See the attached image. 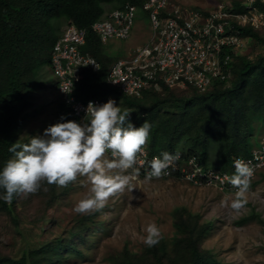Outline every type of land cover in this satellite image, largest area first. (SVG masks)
Returning <instances> with one entry per match:
<instances>
[{
	"label": "trees",
	"instance_id": "obj_1",
	"mask_svg": "<svg viewBox=\"0 0 264 264\" xmlns=\"http://www.w3.org/2000/svg\"><path fill=\"white\" fill-rule=\"evenodd\" d=\"M126 1L137 5L143 2L0 0V170L13 156V153L8 151L12 144L26 143L24 138L19 137V132L31 105L28 94L38 83L43 82L40 74L43 67L49 65L51 48L59 31L55 21L60 18L85 29L86 41L81 50L100 62L98 72L82 70L79 80L75 83L73 95L81 100L99 97L107 102L113 99L122 111L130 112L128 119L136 127L147 120L152 126L146 143L150 154L179 151L182 159L195 156L201 164L208 166L209 148L215 142L221 147L222 168L229 171L234 155L250 154L251 146L248 140L252 131V117L244 112L240 105L218 113L216 102L218 97L221 98V91L230 90L223 85L230 84L232 87L235 85L237 74L249 71L252 60L247 55L235 57L231 77L227 80H214L209 86L214 88L212 91H208V88L204 92H198L192 87H187L190 88L191 94L184 97H176L173 90L167 87H163L160 92L146 90L140 97H136L122 94L107 84V71L114 57L104 52V46L91 29V24L104 13L106 4L111 8L120 7ZM231 2L236 10L240 9V1ZM259 6L264 12V3ZM244 31L260 39L257 30ZM205 107H208V110H205ZM62 117L63 121L78 122L63 102L59 105L56 115L60 122H63ZM72 187L73 182L67 187L42 182L40 190L34 194L14 195L11 203L0 199V215H4L12 227L14 226L22 241L16 255L0 251V264H57L72 254H81L79 245L85 243L86 232L97 212L76 213L70 227L63 230V235L54 234L36 242L34 230L19 228L21 220L16 210L17 203L25 205L37 198L42 207L36 211L35 225L41 219L45 207L61 203L62 197L65 201ZM3 194L4 189L0 188V196ZM258 221L263 222L262 218H258ZM173 224L177 235L170 248L163 239L153 247L144 244L139 253L133 254L123 248L111 264H222L200 244L202 236L209 230L210 223L200 224L197 213L181 206L173 214ZM39 228L43 229L42 226Z\"/></svg>",
	"mask_w": 264,
	"mask_h": 264
},
{
	"label": "rangeland",
	"instance_id": "obj_2",
	"mask_svg": "<svg viewBox=\"0 0 264 264\" xmlns=\"http://www.w3.org/2000/svg\"><path fill=\"white\" fill-rule=\"evenodd\" d=\"M218 1L172 0L182 6L204 8H211ZM57 24L61 32L66 21L59 19ZM149 33L148 20L144 12L138 10L131 36L110 41L103 47L104 52L112 58L125 56L134 46L146 41ZM257 35L261 40L252 37L248 53L252 60L249 71L237 74L232 87L230 84L223 85L230 90L221 91V98L216 99L218 113L240 105L252 117V131L248 140L252 148L264 135V27L257 30ZM40 79L43 82L38 83L28 94L31 105L19 132V137L24 138L26 143L32 136H43L47 127L60 122L56 115L61 102L48 66L43 67ZM169 89L173 90L176 97L191 94L187 87ZM213 89L210 87L208 91ZM105 158L111 160L106 154ZM220 160L221 147L213 142L209 148L208 165L221 169ZM125 174L130 176L129 187L111 196L105 207L96 211L90 229L86 232V241L79 245L81 254H72L57 264H111L123 248L133 254L139 253L144 246L143 229L149 222L157 224L163 233V240L170 248L177 235L173 214L181 206L197 213L200 224H211L200 244L217 261L222 264H264V168L251 181L248 204L238 214L221 207V201L225 197L232 198L234 193L221 191L214 186L193 184L182 177L137 179L130 170ZM89 195L87 177L78 176L66 200L63 201L62 197L61 203L45 207L41 219L35 225L36 211L42 207L38 199H32L25 205L17 203L16 210L21 220L19 228L34 230L36 242L54 234L63 235V230L70 227L76 214L74 206ZM258 218H262L263 222L258 221ZM41 226L42 230L39 228ZM13 227L4 215H0V251L16 255L22 241Z\"/></svg>",
	"mask_w": 264,
	"mask_h": 264
},
{
	"label": "built area",
	"instance_id": "obj_3",
	"mask_svg": "<svg viewBox=\"0 0 264 264\" xmlns=\"http://www.w3.org/2000/svg\"><path fill=\"white\" fill-rule=\"evenodd\" d=\"M259 2L264 0H243L242 9L236 10L230 0H220L211 8L182 6L172 0H145L143 8L149 17L151 36L127 57L113 61L107 82L124 94L140 95L147 88L160 90L162 83L204 91L218 78L227 80L232 75L235 57L250 52V36L244 35L243 29L264 27ZM135 12V6L125 4L96 20L93 28L103 42L127 38ZM83 42L84 31L70 25L55 42L51 55L58 93L82 123L89 102L104 103L98 98L83 101L72 94L81 71L84 68L98 71L100 66L94 57L79 50ZM237 158L249 163L255 173L264 165V136L250 156H236L233 165ZM193 160L188 161L192 165V171L186 173L189 180L236 191L227 172L202 169Z\"/></svg>",
	"mask_w": 264,
	"mask_h": 264
},
{
	"label": "clouds",
	"instance_id": "obj_4",
	"mask_svg": "<svg viewBox=\"0 0 264 264\" xmlns=\"http://www.w3.org/2000/svg\"><path fill=\"white\" fill-rule=\"evenodd\" d=\"M144 1L145 0H143V2ZM242 1H240L239 10L242 9ZM143 2L141 5H137L126 1L120 7L113 8L106 4L104 13L98 19H96H103L112 10L122 9L125 4H130L136 7L133 25L138 10H142L146 16V19L148 20L150 33L147 40L134 46L132 49H130L127 55L114 57L111 64L118 58L127 57L136 47L145 44L149 40L152 33V28L147 11L143 8ZM261 3L262 2H259V4ZM107 6L109 9H106ZM195 8L204 7L195 6ZM60 19L65 20L64 18ZM58 20L55 22L57 23ZM95 21L92 22L91 29L97 34L103 46L115 39H121L112 38L106 42H103L99 34L93 28V23ZM70 25L84 31V42L80 44L78 48L82 53H87L81 50V47L86 41L85 29L77 27L70 21H66V25L61 32L58 31V37L56 38L55 42L62 35L64 30ZM244 29L242 33L244 35L250 36L251 45L253 35L244 31ZM131 33L127 38L131 36ZM55 42L51 48L48 67L50 68L53 80L55 82V88L60 98V102L66 104L58 93L57 78L53 73L51 65V55ZM247 56L250 57L249 54ZM77 81H75V83ZM107 84L109 83L107 82ZM109 85L114 87L118 92L122 93L115 86L111 84ZM163 87L172 88L162 83L160 90L156 88H147L144 89L140 95H125L140 97L146 90H156L160 92L162 91ZM91 98H98L104 103L95 105L93 102H89L86 109V115L83 118V123L80 121V119L74 116L71 108L66 104L70 108L72 115L77 118L79 123L73 120L63 121L62 117L61 120L63 122H57L47 127L44 130L43 136H32L28 143L16 142L12 144L8 151L13 153V156L6 161L2 170H0V188L4 189V194L0 196V199H3L7 203H11L14 195H28L39 191L42 182H47L49 185L56 184L60 187H67L71 182L76 181L78 176H85L90 183L91 195L86 196L76 203L73 210L79 214H91L103 209L107 200L111 196L123 192L126 187H129L130 176L125 174L127 170H130L135 175L134 178L137 179H152L159 177L168 178L175 176L177 178L182 177L193 184H199L194 183L186 177V173L192 171V165L189 164L188 161L190 158H194L192 163H195L196 161V163L201 166L202 169H211L222 172L224 171L230 176L228 179L236 191L228 188L220 189L216 187L221 191L234 193L232 198L225 197V199L221 201V207L228 208L237 214L246 207L248 204L247 194L250 189V183L256 174L262 168H264V165L256 169L254 173L250 164L245 162L243 159L237 158L234 161V165L233 160L236 156H250L253 150L260 145L264 135L256 146L253 148L251 147L250 154H236L232 157L231 171L228 169L226 170V168L217 169L209 165L205 166L204 164H201V162L197 160L195 156H189L186 159H182V155L179 153V151L175 153L164 151L160 155L150 154L146 143L148 141L152 126L147 120H145L139 127H136L128 119L130 112L127 110L122 111V109L116 105V102L113 99H109L107 102H105L99 97ZM105 154L110 157L111 160L105 158ZM167 169L169 172L168 174L166 171ZM143 231L145 235L142 238V242L147 247H153L157 245L161 239H163V233L155 222L147 223Z\"/></svg>",
	"mask_w": 264,
	"mask_h": 264
}]
</instances>
